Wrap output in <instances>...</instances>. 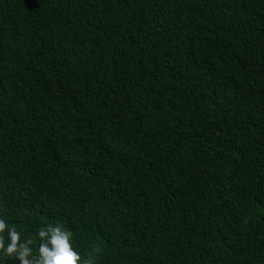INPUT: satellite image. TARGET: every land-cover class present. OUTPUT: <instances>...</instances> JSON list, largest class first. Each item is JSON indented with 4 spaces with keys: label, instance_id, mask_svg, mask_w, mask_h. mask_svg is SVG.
Segmentation results:
<instances>
[{
    "label": "trees",
    "instance_id": "trees-1",
    "mask_svg": "<svg viewBox=\"0 0 264 264\" xmlns=\"http://www.w3.org/2000/svg\"><path fill=\"white\" fill-rule=\"evenodd\" d=\"M0 216L92 264H264V0H0Z\"/></svg>",
    "mask_w": 264,
    "mask_h": 264
},
{
    "label": "clouds",
    "instance_id": "clouds-1",
    "mask_svg": "<svg viewBox=\"0 0 264 264\" xmlns=\"http://www.w3.org/2000/svg\"><path fill=\"white\" fill-rule=\"evenodd\" d=\"M21 237L17 226L0 216V259H12L14 264H92L90 259L82 261L71 230L62 224H47L34 235Z\"/></svg>",
    "mask_w": 264,
    "mask_h": 264
}]
</instances>
